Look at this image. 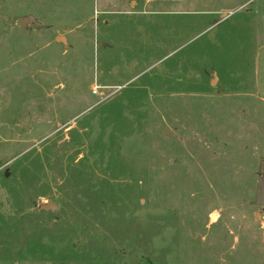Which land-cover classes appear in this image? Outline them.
<instances>
[{
	"label": "rangeland",
	"instance_id": "rangeland-1",
	"mask_svg": "<svg viewBox=\"0 0 264 264\" xmlns=\"http://www.w3.org/2000/svg\"><path fill=\"white\" fill-rule=\"evenodd\" d=\"M263 161L264 0H0V264H264Z\"/></svg>",
	"mask_w": 264,
	"mask_h": 264
},
{
	"label": "water",
	"instance_id": "water-1",
	"mask_svg": "<svg viewBox=\"0 0 264 264\" xmlns=\"http://www.w3.org/2000/svg\"><path fill=\"white\" fill-rule=\"evenodd\" d=\"M31 23H32V17L30 16L22 17L19 20V24L23 27H26ZM260 169L262 170V178L257 188V197L255 200V204L264 206V161L261 163ZM56 208H57V204L52 201L41 206V209L43 210H55Z\"/></svg>",
	"mask_w": 264,
	"mask_h": 264
},
{
	"label": "trees",
	"instance_id": "trees-1",
	"mask_svg": "<svg viewBox=\"0 0 264 264\" xmlns=\"http://www.w3.org/2000/svg\"><path fill=\"white\" fill-rule=\"evenodd\" d=\"M65 144H68L67 142ZM31 154H29L30 156ZM28 158V156L26 157ZM36 161H41L42 162V158L40 155L37 154V156L35 157V159H33V161H31L32 163ZM107 181L106 179H103L101 181H97L96 183H94L93 185L91 184L90 187H91V190L95 187V189L97 190V193H98V197L96 199H107V198H111L109 196L110 194V191H108V186H107ZM50 187H47V189L45 190H49ZM89 188V187H88Z\"/></svg>",
	"mask_w": 264,
	"mask_h": 264
},
{
	"label": "crops",
	"instance_id": "crops-1",
	"mask_svg": "<svg viewBox=\"0 0 264 264\" xmlns=\"http://www.w3.org/2000/svg\"><path fill=\"white\" fill-rule=\"evenodd\" d=\"M58 38H59V37H58ZM58 38H57V39H58Z\"/></svg>",
	"mask_w": 264,
	"mask_h": 264
}]
</instances>
